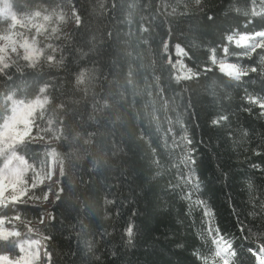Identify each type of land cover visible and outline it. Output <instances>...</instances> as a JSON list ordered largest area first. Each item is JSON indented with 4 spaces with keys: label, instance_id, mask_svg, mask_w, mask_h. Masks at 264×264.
<instances>
[{
    "label": "trees",
    "instance_id": "16d2710c",
    "mask_svg": "<svg viewBox=\"0 0 264 264\" xmlns=\"http://www.w3.org/2000/svg\"><path fill=\"white\" fill-rule=\"evenodd\" d=\"M8 1L19 17L68 8L79 23L49 49L51 64L0 73V132L13 101L49 100L32 131L48 142L14 147L32 166L26 178L49 177L52 150L61 169L51 207L0 205L5 226L39 229L47 264H220L217 242L228 264H258L264 49L246 56L228 38L264 31V0ZM11 27L0 13V35ZM176 47L194 77L178 78ZM225 48L257 72L224 74L213 59ZM24 236L0 240V256L20 257Z\"/></svg>",
    "mask_w": 264,
    "mask_h": 264
},
{
    "label": "rangeland",
    "instance_id": "374dc122",
    "mask_svg": "<svg viewBox=\"0 0 264 264\" xmlns=\"http://www.w3.org/2000/svg\"><path fill=\"white\" fill-rule=\"evenodd\" d=\"M0 13L4 17L9 18L12 21V25H13V18H15L16 21L17 20L22 21V25L18 24L14 27L12 26L10 31H8V32H11L13 34V39L15 41H17V43L15 44L17 51L13 52L11 50V48H8L4 53H0V55H3L5 57V62L9 66L14 64V63H17V62H25L29 65V61H26L22 58L24 55V49L20 48L19 45L21 43H23V41L25 39H27L28 42L31 44L34 38H35V41L37 43V47L44 49V54L41 55L37 59L34 66H36L42 62L51 64L53 62V60L49 61L47 59L48 56H51V54L48 53L49 49H52L53 51L58 50L56 48V46L58 45L57 42H61V41L65 40V37L68 35L70 30L77 24L76 13L73 12L71 9H68V8L64 11L56 12V13H53L51 15H44V14L40 15L39 14V15L23 18V17H19L11 9V6H10L8 0H0ZM44 16H49V17H51V19L45 21ZM59 17H62V19H60ZM41 24L44 25V27L39 31V33H37L35 26H39ZM53 28H56L57 31L53 32L52 31ZM7 33H5V34H7ZM241 37H244V39H241ZM260 39H261L260 37L253 38V37H247V36H237L235 38H232L231 41H232L233 45L236 47H246L247 49H251L252 46H254L256 43L260 42ZM5 43H6L5 41L0 40V45H3ZM47 45H51V47H47ZM223 55L225 57H223L222 60H217L216 58L213 59L214 64L217 65V67L220 69V71L225 72L227 75L232 76V77H235L236 73H243V71L240 69L239 66H237L236 64H234L230 61L232 56L230 54H228V52L225 53V51H224ZM186 57H187V55L182 48H180V47L175 48L174 67L177 69L179 79H190V78L195 76L185 65L184 59ZM34 66H32V67H34ZM241 77H242V75L240 76V78ZM45 98L46 97H38L37 99H40L41 101H43ZM37 99L32 100L30 102L13 101L12 102V115L8 118L9 123H11L10 118L14 114L13 113L14 108H16L17 106H22V105H27V104L33 103ZM46 99H47V103H48L49 100H48V98H46ZM47 103H45L43 105V108H40V107L35 108V110L32 112L31 116H28L26 112L18 111L16 113L17 122L14 124V132L12 133V135H15L16 133H23L25 130V123L23 121L29 120V121L34 122L36 115L44 109V107L47 105ZM29 128L32 132L33 128H34V123L30 124ZM3 131H4V127L2 128L1 132H3ZM32 136H36V135L32 134ZM26 141L40 142V143H47L48 142L43 137L42 138H36V139L26 138ZM9 143H11V142L7 141L6 137L0 138V182H3L5 184L10 185L15 178L10 174L9 171L5 170V164L8 163V160L11 158V154H12V151L14 150V147L19 143L14 144L12 146V148L8 147ZM5 153H7V155H5ZM50 153L55 154L54 156H50V158H51L50 170L52 172L51 176H49V177L36 176L35 179H36L37 187L35 189H33V188H31V183H32L33 179L31 181H28V179L26 178L29 170L27 172H25L23 175V179L27 182L26 186L29 189L28 196H32L31 200H28V196L24 197L25 200H28V204L37 205V206H41V207H45V208H50L52 203L56 199L57 187L55 184L59 180V177L61 174V169H60V163L57 160L55 151L52 150V151H50ZM16 155L20 156L17 152H16ZM180 157H181V154L178 152L177 159L180 160ZM187 160H188V157H186V155H184V157L182 158V161L184 162V164H186L185 161H187ZM16 164H17V162L15 160H12V163L8 164V168L9 169L15 168ZM186 174H188V173H186ZM43 186H50L51 187L49 189V191L47 192L48 193L47 199H44V197H41L36 192V189L41 188ZM10 194H11V190L9 189V191H7L5 193V196L6 197L10 196ZM37 197H39V198H37ZM201 206H202V204H201ZM43 222L46 223V219ZM41 224L42 223H40V225ZM5 227H4V223L2 225H0V229H2L4 232H9L5 229ZM29 228L31 229L30 232L33 233L32 236H34V237L37 236L36 234H39L41 232L39 229H36L35 227L29 226ZM8 230H13V229H8ZM24 231L28 232L29 230H24ZM35 240H39V239H35ZM35 240L31 239L29 245H27L26 247L22 246V252H24V254H25V251H27V249H31V251H32L31 245L33 244V241H35ZM36 246H37V244H36ZM20 247H21V243L19 245V249H20ZM35 251H36V253H35L36 258H38V261H40V264H43V261L41 260V256L37 255L38 251L37 250H35ZM20 252H21V250H20ZM27 253H29V252H27ZM217 253H219V255H217ZM21 255H22V253H21ZM8 259H10V258L8 257ZM216 259L220 260L219 261L220 264H224L225 260H228V262L230 261V255H229L228 249L226 248V246L223 243L217 242V244H216ZM11 260H13V259H11ZM18 262H19V264L22 263V261H18Z\"/></svg>",
    "mask_w": 264,
    "mask_h": 264
},
{
    "label": "snow or ice",
    "instance_id": "6c2138e0",
    "mask_svg": "<svg viewBox=\"0 0 264 264\" xmlns=\"http://www.w3.org/2000/svg\"><path fill=\"white\" fill-rule=\"evenodd\" d=\"M36 15H39V13H36ZM60 19H62V17H59ZM51 19V17L49 16H44V20L47 21ZM77 23H79V16H77ZM21 24L22 25V21H18L15 24L18 25ZM36 30L39 26H35ZM37 33H39V31H37ZM255 37H260V38H264V31H258L256 33H254L253 38ZM229 40H231L232 38L229 37ZM241 39H244V37H241ZM5 41V40H3ZM27 41V45H28V59H24L26 61H29V65L34 66L35 62L37 61V57L32 55V52L34 51V49L31 47V44L28 42L27 39H25L23 41V43ZM6 42V41H5ZM21 43V44H23ZM15 47V45H14ZM23 48V47H22ZM258 48L264 49V39H262L259 43H256L254 46L251 47V50L248 52H245L244 55L246 56H250L251 53L256 52V50ZM8 48H5V50L3 52L0 53H4ZM24 49V48H23ZM12 50V49H11ZM225 53H227L228 49L225 48L224 49ZM0 57H3V59H0V73H4V70L7 69L9 67V65L5 62V57L3 55H0ZM52 59H50L49 61H52ZM251 72L256 73L257 72V68L256 67H252L251 69H249ZM246 70L243 73H236L235 74V78L237 80L240 79L241 75H247L248 71ZM45 89L41 88L40 92L44 93ZM252 103H257L258 101L255 100V98H252ZM47 103V99L45 98L43 101H41L40 99H37L36 101H34L33 103L27 104V105H22V106H17L16 108H14L13 110V116L10 118L11 123H9V127L14 126V124L17 122V117H16V113L18 111H22V112H26L28 116L32 115V112L35 110V108L40 107L43 108V105ZM260 107L264 108V103L260 104ZM42 115V113H41ZM25 123V130L23 133H16L15 135L9 134L8 136H6L7 141H10L11 143L8 144L9 148H12V146L14 144H24L26 142V138H31V139H36V138H42L43 136L40 135L41 132H44L41 128H38L36 126V136H32V132L29 128V125L34 123L32 121L29 120H24L23 121ZM213 123H216L215 121ZM5 155H7V153H5ZM54 153H49V156H54ZM12 160H15L17 162L16 167L9 169L8 168V164L12 163ZM186 164H190L192 163L191 160L185 161ZM32 166L25 160V158L23 156H17L16 152L13 150L12 154H11V158L8 160V163L5 164V170L9 171L10 174L15 178L12 183L9 184H5L3 182H0V205L3 206H7L9 203H11L13 206L16 205H27L28 204V200L32 199V196H28V187L27 182L23 179V175L25 172H27L29 170V168H31ZM39 173H35L34 172V176H33V180L31 183V188L35 189L37 187V183H36V179L35 177L38 176ZM48 176L52 175L51 170L48 171L47 173ZM186 182L191 184L192 179L191 177H186ZM19 185V186H18ZM9 189L11 190V194L10 196H5V193L7 191H9ZM28 196V200H25L24 197ZM39 198V197H37ZM48 198V193L47 191H45L44 193V199ZM12 219L19 221L21 218L19 215H16L15 217H13ZM5 222V217L0 216V225H2ZM41 223H43V219H41ZM29 231H31V229L29 228ZM20 233L16 232V231H9V232H4L2 229H0V240H5L7 241L9 239L10 236H19ZM127 235L129 237V240H131L133 232H132V228L129 227L127 229ZM18 246V245H15ZM217 255H219V253H217ZM254 255L257 257L258 259V264H264V247H260L256 250V252L254 253ZM0 264H12V262L8 259V257L5 256H0ZM17 264H19V262H17ZM224 264H228V260L224 261Z\"/></svg>",
    "mask_w": 264,
    "mask_h": 264
},
{
    "label": "crops",
    "instance_id": "0c3cea01",
    "mask_svg": "<svg viewBox=\"0 0 264 264\" xmlns=\"http://www.w3.org/2000/svg\"><path fill=\"white\" fill-rule=\"evenodd\" d=\"M44 224L45 223L43 222L41 225H44ZM4 227H5V222H4ZM5 229L7 231L18 232L17 230H8L6 227H5ZM26 230H29V228ZM19 233H20L19 236L26 235V236H24V238L21 242L20 250H21L22 255L20 257H18L17 259H13V260L9 259L12 262V264H17L18 261H22V263H20V264H40V261H38V258H36V255H35L36 251L35 250L38 251L37 255L41 256V260L43 261V264H47L46 263V253H45V244H44V241L39 237L41 235V232L39 234H36L37 236H35V237L32 236L33 233H31L30 231H28V232L23 231V232H19ZM10 237H12V236H10ZM31 239H33V240L39 239V240L33 241V244L31 245L32 251H31V249H27V251H25V254H24V252H22V246L26 247L27 245H29ZM36 244H37V246H36ZM27 252H29V253H27ZM5 257H7V256H5Z\"/></svg>",
    "mask_w": 264,
    "mask_h": 264
},
{
    "label": "clouds",
    "instance_id": "9594fccd",
    "mask_svg": "<svg viewBox=\"0 0 264 264\" xmlns=\"http://www.w3.org/2000/svg\"><path fill=\"white\" fill-rule=\"evenodd\" d=\"M17 23V21L15 20V18H13V27L15 26V24ZM44 27V25H39V27L37 28V31H40L42 28ZM53 32L57 31L56 28L52 29ZM0 40H5L6 43L3 45H0V52H3L5 50V48H11L13 52L17 51V48L14 47V45L17 43V41H15L13 39V34L11 32H8L7 34L4 35H0ZM20 48H24V55H23V59H28V45H27V41H25L23 44L19 45ZM31 47L34 49V51L32 52V55L39 58L41 55L44 54V49L38 48L37 47V43L35 41V38L32 41ZM47 47H51V45H47ZM0 59H3V57H0ZM48 60L52 59L51 56L47 57ZM4 131L0 132V138L6 137L9 134H12L14 132V126L9 127V119H6L4 122Z\"/></svg>",
    "mask_w": 264,
    "mask_h": 264
},
{
    "label": "bare ground",
    "instance_id": "6f19581e",
    "mask_svg": "<svg viewBox=\"0 0 264 264\" xmlns=\"http://www.w3.org/2000/svg\"><path fill=\"white\" fill-rule=\"evenodd\" d=\"M247 37H253V36H247ZM244 48H246V47H244ZM241 69V68H240ZM242 70V69H241ZM243 71V70H242ZM224 74H226L225 72H223ZM227 75V74H226ZM229 76V75H228ZM230 77H232V76H230ZM233 78H235V77H233ZM236 79V78H235Z\"/></svg>",
    "mask_w": 264,
    "mask_h": 264
}]
</instances>
